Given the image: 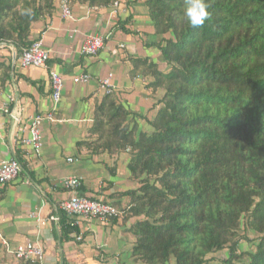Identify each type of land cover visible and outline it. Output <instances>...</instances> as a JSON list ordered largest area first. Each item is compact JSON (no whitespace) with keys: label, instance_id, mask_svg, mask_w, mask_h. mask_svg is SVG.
I'll list each match as a JSON object with an SVG mask.
<instances>
[{"label":"trees","instance_id":"1","mask_svg":"<svg viewBox=\"0 0 264 264\" xmlns=\"http://www.w3.org/2000/svg\"><path fill=\"white\" fill-rule=\"evenodd\" d=\"M73 1L104 7L114 0ZM54 2L0 0V43L19 55L33 41L32 24L50 15ZM145 3L167 65L132 60L134 69L152 75V90H164L148 119L151 130L129 127V112L107 93L95 107L94 139L79 145L130 153L127 167L138 187L124 194L136 217L135 258L264 264V0H208L210 18L195 28L182 14L185 0ZM27 8L32 15H21ZM59 224L63 234L77 231L61 210ZM249 231L254 248L238 251Z\"/></svg>","mask_w":264,"mask_h":264},{"label":"crops","instance_id":"2","mask_svg":"<svg viewBox=\"0 0 264 264\" xmlns=\"http://www.w3.org/2000/svg\"><path fill=\"white\" fill-rule=\"evenodd\" d=\"M61 1L55 0L51 14L32 24L29 36L41 38L49 50L47 68L24 66L14 46H0V108L6 104L14 111V117L0 114V162L17 153L22 165L16 179L0 185V231L7 241L0 240V264H17L10 251L29 241L43 248L42 264H146L132 255L136 217L124 192L138 182L130 178V153L92 151L79 142L94 139L95 107L107 94L102 80L108 76L111 96L129 112V127L151 130L148 119L159 109L164 90H152V75L134 69L132 60L147 58L166 70L156 45L162 35L153 30L145 0H117L116 8L68 0L71 18L62 15ZM91 34H103L104 46L94 56L82 55L81 45ZM50 70L62 76V94L55 120L39 125L42 145L36 151L22 139L29 135L31 118L52 111ZM83 73L90 79L74 80ZM70 176L81 179L79 193L112 203L122 213L105 220L70 217L77 231L63 234L56 217L60 202L73 193L62 185ZM167 264H175L174 259Z\"/></svg>","mask_w":264,"mask_h":264},{"label":"built area","instance_id":"3","mask_svg":"<svg viewBox=\"0 0 264 264\" xmlns=\"http://www.w3.org/2000/svg\"><path fill=\"white\" fill-rule=\"evenodd\" d=\"M113 6H118V1H113ZM61 12L64 17L71 18L72 13L68 4V0L61 1ZM105 36L103 34H91L86 36L84 39L80 53L86 56H94L104 46ZM4 43H0V46ZM20 63L24 66H35V67H48L50 58V52L44 47L41 38L33 40L27 47L22 48L21 53L18 55ZM50 82H51V99L53 102L52 111L46 114H37L30 119L28 125L29 135L22 139L23 144L31 145L34 150L39 151L42 145V138L40 134L39 125L44 119L55 120L54 111L60 102L63 78L62 76L54 71L50 70ZM90 79L88 73L80 74L74 77L77 82H86ZM102 85L105 87L107 93L113 91V86L110 83V76L102 80ZM9 114L14 117V111L11 110L8 105H3L0 108V114ZM71 161L72 158H69ZM22 172V165L15 158L12 157L8 160L0 162V185H5L14 179H16ZM81 179L77 176L66 177L62 180V185L66 188L73 190L71 196L65 200H62L59 204L61 211L66 213L68 217H85V218H100L109 219L114 216H118L121 212L112 203L105 202L102 200L89 198L78 192L81 186ZM59 220V217H56ZM80 239V236H77ZM1 243L7 245V241L3 238L0 231ZM17 259L20 260H35L42 264L43 262V248L41 245L34 242H26L16 246L10 251Z\"/></svg>","mask_w":264,"mask_h":264},{"label":"clouds","instance_id":"4","mask_svg":"<svg viewBox=\"0 0 264 264\" xmlns=\"http://www.w3.org/2000/svg\"><path fill=\"white\" fill-rule=\"evenodd\" d=\"M208 0H185L183 16L191 27H202L210 18ZM21 15H32V9L21 11Z\"/></svg>","mask_w":264,"mask_h":264},{"label":"rangeland","instance_id":"5","mask_svg":"<svg viewBox=\"0 0 264 264\" xmlns=\"http://www.w3.org/2000/svg\"><path fill=\"white\" fill-rule=\"evenodd\" d=\"M255 240H256L255 235L251 231L247 232L246 233V238L244 240H240L239 243H238V246H237L238 251L239 250H243V249H248V250L253 249ZM218 254L224 256V255H226V252H225V250H222ZM246 259H247L246 256H242L240 258V260H242V261H244ZM22 261H25V260L17 259V264H19Z\"/></svg>","mask_w":264,"mask_h":264}]
</instances>
